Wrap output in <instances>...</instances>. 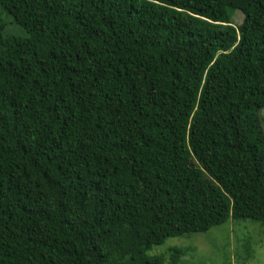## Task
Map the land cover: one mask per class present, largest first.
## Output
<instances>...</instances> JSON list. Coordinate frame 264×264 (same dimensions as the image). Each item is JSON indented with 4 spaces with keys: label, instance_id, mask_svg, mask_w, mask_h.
I'll return each mask as SVG.
<instances>
[{
    "label": "trees",
    "instance_id": "obj_1",
    "mask_svg": "<svg viewBox=\"0 0 264 264\" xmlns=\"http://www.w3.org/2000/svg\"><path fill=\"white\" fill-rule=\"evenodd\" d=\"M262 112L264 0H0V264L264 232Z\"/></svg>",
    "mask_w": 264,
    "mask_h": 264
},
{
    "label": "rangeland",
    "instance_id": "obj_2",
    "mask_svg": "<svg viewBox=\"0 0 264 264\" xmlns=\"http://www.w3.org/2000/svg\"><path fill=\"white\" fill-rule=\"evenodd\" d=\"M234 18L237 24L241 21L238 13ZM2 19L5 23L11 21L5 16ZM259 116L261 128L264 129V112ZM258 227L259 224L249 220H230L206 233L169 238L162 245L152 248L147 256L163 255L165 264H169L170 249L176 248L182 251L178 264H264V232ZM248 237L252 239L251 245L249 243L251 259L243 246Z\"/></svg>",
    "mask_w": 264,
    "mask_h": 264
}]
</instances>
